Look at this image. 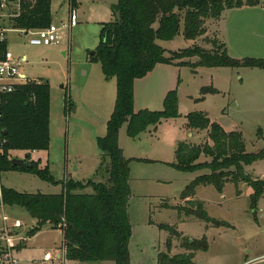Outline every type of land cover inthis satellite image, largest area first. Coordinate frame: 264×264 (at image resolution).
<instances>
[{
    "label": "rangeland",
    "instance_id": "rangeland-1",
    "mask_svg": "<svg viewBox=\"0 0 264 264\" xmlns=\"http://www.w3.org/2000/svg\"><path fill=\"white\" fill-rule=\"evenodd\" d=\"M258 1L261 5L251 13L247 8L242 11L237 9L226 14L225 24L222 19L220 22H209L206 25L207 34L196 41L184 38L182 26L174 40L158 41V44L166 51L165 56L170 57L171 52L193 46L212 49L209 41H221V22L222 27H264V0ZM79 2V8L75 7L79 23L70 29L69 0L52 1L53 24L61 28L60 38L52 46H31L21 31L15 28L7 34L14 54L27 57L23 70L28 77L49 81L50 146L48 151H39L36 157L41 160L42 167L49 166L55 184L24 171H5L0 173V195L2 188L30 194H57L67 180L106 182L109 177L105 169L99 171L103 155L98 138L106 136L107 127L100 124L94 114L100 113L106 120L111 116L117 87L115 82L104 80L101 64L92 62L89 55L99 46L102 24L113 19L110 5L117 0ZM232 50L238 56H233ZM232 50L228 49V52L236 59L258 58L253 57L250 51ZM198 60L192 58L188 61L196 63ZM194 71L192 67L176 63L159 64L134 82L136 113L143 110L162 111L167 96L175 92L179 117L163 120L156 129L149 128L136 139L128 137L127 124L120 129L119 146L124 157L131 160V200L128 206L132 226L130 242L133 243L129 248L131 264H158L160 254L170 257L189 254L186 240L193 242L203 236L208 239L209 249L196 253L195 264H264V196L255 208L251 200L253 192L248 184L241 182L235 186L228 183L222 193L212 186L203 187L195 197L202 202L211 218L228 223L227 228H214L213 224L186 217L184 213L179 217L174 209L188 207L180 199L182 192L196 177L210 173L209 170L185 172L172 166L180 142L192 145L211 143L208 131L191 132L193 136H190L185 127L189 113L207 112L223 129L241 132L248 153H258L264 148V87L253 86L251 72L231 68H197ZM208 87H216L221 93L203 94L202 90ZM68 96L71 103L67 112ZM229 121H233L234 126H228ZM18 156L21 155L11 154L13 158ZM245 170L253 180L264 181V161ZM163 224L176 227L180 233L178 238L172 236L170 246L167 243L170 233L159 228ZM5 226L18 230V234L12 237V243L19 244L22 238L29 240L28 235L35 222L25 209L0 202V233ZM34 236L28 241L29 248L22 254L25 259H21L19 264H74L56 257L50 262L43 261L46 253H58L63 242L61 232L47 225Z\"/></svg>",
    "mask_w": 264,
    "mask_h": 264
},
{
    "label": "trees",
    "instance_id": "trees-1",
    "mask_svg": "<svg viewBox=\"0 0 264 264\" xmlns=\"http://www.w3.org/2000/svg\"><path fill=\"white\" fill-rule=\"evenodd\" d=\"M23 5L22 13L14 23L18 30L43 29L52 24V0H34ZM75 7L76 0H69ZM258 0H117L111 6L114 17L120 12V22L116 18L102 24L100 43L92 62H99L107 81L116 79L117 96L113 113L107 122L105 137L98 138L103 159L99 171L106 170V182L89 179L84 182L67 180L59 194L23 193L11 188H2L0 202L9 207H21L27 211L35 226L29 237L49 225L63 234L61 249L66 262H100L131 264L129 243L132 236L128 206L131 200L130 164L119 146V133L127 124V135L132 139L156 129L164 120L179 117L175 92L170 93L162 111H134V82L145 77L159 64L197 68H231L264 70V59L230 56L227 46L221 41H209L212 49L193 46L180 52L166 51L158 41H172L183 26V36L188 41H196L207 34L209 22H220L225 11L256 7ZM0 49H5L1 46ZM198 58L196 63L190 59ZM205 95L219 92L208 87ZM50 85L38 81L17 88L14 93L2 96L0 132L4 144L0 152V173L24 171L53 183L49 166L42 167L41 161H33L31 168L12 165L11 152L29 153L48 151L50 146ZM70 97L66 98V111L70 107ZM186 129L190 132L208 131L211 143L192 145L180 142L176 150L175 169L195 172L207 169L209 174L195 178L182 192L180 199L188 207H176L179 217H194L214 228L228 227V223L211 218L202 202L195 199L200 188L212 186L222 193L228 183L238 186L246 183L252 189L251 200L257 208L264 196V181L253 180L245 170L257 162L264 161V148L258 153H248L241 132H226L212 122L203 112H193L186 116ZM207 158L210 162H200ZM58 184V183H57ZM91 189L90 192H87ZM159 228L178 238L180 233L174 226L160 225ZM27 238L22 239L18 249L25 248ZM188 253L170 257L158 256V264H195L196 253L207 252L209 243L206 236L201 240H186Z\"/></svg>",
    "mask_w": 264,
    "mask_h": 264
},
{
    "label": "built area",
    "instance_id": "built-area-1",
    "mask_svg": "<svg viewBox=\"0 0 264 264\" xmlns=\"http://www.w3.org/2000/svg\"><path fill=\"white\" fill-rule=\"evenodd\" d=\"M34 0H0V47L5 46V49H0V111L2 107V96L14 93L20 86L36 83L35 79L28 77L24 72L23 66L27 63L26 57H20L14 54L10 49L7 34L11 32L14 21L20 17L22 7ZM79 23L77 9L70 6L69 13V28L73 29ZM66 26H63L65 28ZM28 44L31 46H52L58 42L61 28L55 24H50L43 29L20 30ZM1 113V112H0ZM1 115V114H0ZM4 140L0 132V152ZM264 217V214H263ZM15 228L7 226L0 233V264H19V244L12 243V237L16 235ZM57 255L61 259L64 258V251L59 248L56 255L51 252L46 253L43 257L44 262L52 261ZM60 259V260H61Z\"/></svg>",
    "mask_w": 264,
    "mask_h": 264
},
{
    "label": "crops",
    "instance_id": "crops-1",
    "mask_svg": "<svg viewBox=\"0 0 264 264\" xmlns=\"http://www.w3.org/2000/svg\"><path fill=\"white\" fill-rule=\"evenodd\" d=\"M80 4L81 3L79 2V0H76V6L75 7L78 9ZM115 4H111L110 7L112 5H115ZM69 6H70V4H69ZM258 7L259 6H256V7H244V8H247V10H250L249 12L251 13L252 10H254V9L258 8ZM244 8H242V10ZM236 10L237 9L225 11L224 14H223V16H222V20L221 21H223L224 24H225L226 14L228 15V14H230L233 11H236ZM110 11H111L112 16H113V19L110 21V22H112L115 19V17H114V14H113V12H112L111 9H110ZM51 13H52V3H51ZM54 20H55V18H54L53 14H52V23L54 22ZM110 22H107V23H110ZM221 23H220V29H219V36L221 38V42L224 43L227 46L228 49L232 50V48H234L235 51L238 52V50H241L244 53L245 52L247 53V52L250 51V52L253 53V55H252L253 57H258L256 59H264V27H227V26L226 27H222L223 23H222V25H221ZM103 24H105V23H103ZM101 29H102V27L100 28L99 33L101 32ZM239 45H241L240 47H243V48L240 49V47H238ZM232 51H233L232 52V54H233L234 53V50H232ZM254 54H255V56H254ZM233 56H238V54L234 53ZM246 69L251 72V73H249V75L251 77H253V79H252L254 81L253 86L254 87H259V86L264 87V70H261V69H250V68H242L240 70H246ZM84 74L87 75V72H85ZM32 79H34V78H32ZM35 80L36 81H45V80H42V78H35ZM104 80H106L105 77H104ZM112 80H114V81H112ZM112 80H110L108 82L109 83L110 82H115L114 84L117 87L116 79H112ZM46 82L49 83V81H46ZM106 82H107V80H106ZM243 85H245V83H243ZM213 88H215L219 93H221V91L219 89H217L216 87H213ZM251 89H253V88L251 87ZM201 112H203V111H201ZM203 113H206L209 116V114L207 112H203ZM94 115L97 118V120L100 122V124H106V127H107V122L109 121V119H110L111 116L106 120V119H103V115L100 114V113L99 114H94ZM209 118L211 119L210 116H209ZM212 122H214V121L212 120ZM228 126H234V122L233 121H229ZM185 127H186V125H185ZM225 131L226 132H231V131L234 132L233 130H225ZM194 132H197V131H194ZM189 134H191L190 136H193L191 132ZM187 143H189V142H187ZM17 153H19L21 155V156H18L19 158H22V157L24 158L27 155V152H24V151H13V152H11V154H17ZM29 154H30V156H31V158H32L33 161H38V159L36 157L38 155V152H31ZM202 159L200 161L202 163L208 161L207 159L202 161ZM41 165H42V162H41ZM204 170H207V169H204ZM62 190L59 191L57 194L61 193ZM196 197H197V195H196ZM34 222H35V220H34ZM208 230H210V229H206V231H208ZM56 231H59V230H56ZM59 232H61V231H59ZM16 234H18V230L17 229H16ZM33 238H35V236L34 237H30L29 240H32ZM22 239H24V238H22ZM29 240L27 238V244H26L25 248H23V249H21L19 251V259H20V261H21V259H25V256L22 255V254H23L24 251H27L28 250V248H29L28 241ZM132 244L133 243L130 242L129 248L130 247L132 248ZM73 263L74 264H76V263L78 264V262H73Z\"/></svg>",
    "mask_w": 264,
    "mask_h": 264
},
{
    "label": "water",
    "instance_id": "water-1",
    "mask_svg": "<svg viewBox=\"0 0 264 264\" xmlns=\"http://www.w3.org/2000/svg\"><path fill=\"white\" fill-rule=\"evenodd\" d=\"M115 18L118 22H120V12L116 13ZM90 54L93 55L94 51L91 52ZM11 162L13 166L20 168H31L33 166V161L27 160L26 158L12 157ZM56 258L58 260L61 259L60 255H57Z\"/></svg>",
    "mask_w": 264,
    "mask_h": 264
}]
</instances>
